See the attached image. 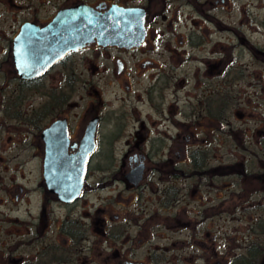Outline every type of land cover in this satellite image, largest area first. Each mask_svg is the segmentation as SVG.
<instances>
[{"label":"flooded vegetation","instance_id":"obj_1","mask_svg":"<svg viewBox=\"0 0 264 264\" xmlns=\"http://www.w3.org/2000/svg\"><path fill=\"white\" fill-rule=\"evenodd\" d=\"M233 2L234 0H0V145L4 143L5 135L8 134L11 136L7 141L12 143V135L17 132L19 122L32 127L34 132H37L33 134L35 143H31L37 149V158L42 160L43 179L46 147L42 139L43 131L49 129L55 122L63 121L68 139L67 155L73 156L80 148L89 123L97 120L96 149L90 154L81 193L72 202L60 201L43 181V189L36 194L39 207L38 212L34 214L32 210L35 201L34 189L26 190L23 186L12 183L10 186L3 185L0 181V208H6L5 212L0 211V264H94L95 257H100L103 264H144L142 261L131 259L129 244L130 242L132 245L140 244L143 236L145 237L144 218L147 206L140 204V201L146 189H151L152 184L155 186L146 176L150 174L151 180L159 183L158 188L154 189L158 208L170 215L178 212L182 200L180 195L189 187L182 185L180 189L177 183L179 180L182 182L194 180L198 190L206 181L211 182L216 178L201 173L179 175L177 172L179 163L173 160L172 153L166 155L163 150L167 146L165 140L170 141L173 150L177 146L178 134L168 135L172 130L178 132L179 129H184L193 136L195 127L202 133L212 128L214 132H221L227 124L224 102L226 72H221L223 62L212 61L210 57L203 55L195 57L190 50L205 53L204 40L206 43L209 42V34L212 33L210 27L213 26L218 33L223 25L221 20L225 16V7ZM81 6H85L88 11L95 10L102 14L114 7L143 10L146 30L144 40L138 47L132 48L103 47L93 42L77 51H69L61 59L46 67L43 72L20 69L21 64H37L34 54L31 59L29 58L28 43L32 41L30 36L35 35L37 29L48 27L60 12L66 11L72 15ZM179 21L185 23L182 25L185 34L180 33ZM22 36L25 38L22 39ZM165 37L168 38L167 44L164 45L166 49H163L162 55L157 58V51L162 47L160 43ZM172 43H175V49L170 48ZM185 46L189 51L184 49ZM110 51L128 56L115 57L108 53ZM87 52H92L91 58H88V55L83 56ZM103 52L108 54V57L104 58L105 64H96L100 59V53ZM147 53L155 54V59L146 57ZM165 54L171 65L161 61ZM131 62L133 64H130ZM195 62L206 65L207 72L212 69L210 64L220 66L218 69V75L222 73L220 82L217 88L210 87L206 84L210 78L203 73V69L195 71V80L198 82V87L194 90L195 95L188 104L180 107L177 98L178 65ZM27 73L30 75L24 77L23 75ZM200 74L203 75L199 76ZM143 77L149 84L142 86L139 92L132 93L131 80H140ZM110 78L115 79L117 84H121L125 89L128 109L121 106V111L112 108L103 112L101 109L103 105L98 104L94 111V94L96 96L99 94L95 87L102 82L107 84ZM80 84L85 89L89 85L92 102L89 110L77 113L66 107L77 94V86ZM34 95H38V99L43 101L38 108H33V101L30 102ZM139 107L145 108L156 117L149 120L140 119L142 116ZM179 107L181 112L179 117L183 118L181 122L178 117ZM130 112L132 114H129ZM134 115L139 118L132 119L138 126L134 127L136 135L143 133V136L140 145L132 148L139 151L128 157L127 172L114 173L109 183L103 184L102 187L98 184L94 188V153L98 149V134L101 127L106 123L109 126L116 125L120 129L127 128L130 124L129 117ZM39 122L41 126L38 125ZM215 123L218 126L214 125ZM59 131L61 129L50 133L49 141L64 145L60 141L61 134L60 136L57 134ZM154 131L157 133L155 137L149 135ZM161 133L165 134L166 139L161 137ZM192 136L188 135L185 140L189 143ZM194 143L196 142L193 141L192 144ZM196 149L204 150V147L193 145L192 150L186 151L188 164L192 160L189 153ZM140 164L144 166V173L142 180L134 186L128 182L126 176ZM150 165L154 171L152 173L148 172ZM91 178L92 183L89 182ZM113 181L120 182L125 188L108 189L107 186ZM104 190L115 194L107 199L109 204L105 209L97 210L94 214V195ZM124 193H127L128 197H125ZM88 195L93 199L89 210L87 204L78 210V205ZM132 197L135 201L138 199L135 210H131ZM24 198L30 199L26 221L13 218L11 216L13 210L8 208L9 205L17 207ZM185 209L182 208L183 213ZM59 211L63 212L59 215ZM175 218V215L172 216L165 224L168 222L178 224ZM207 218L202 217L201 221L205 219V222ZM184 219L189 218L186 216ZM191 221L195 224L193 220ZM19 223L25 226L23 231H19ZM135 227L139 229L138 237L131 235V228ZM206 235L209 238V234ZM190 237L194 239L195 235L191 234ZM202 238L205 239L203 235ZM197 240L195 241L197 245L205 246V241L202 243L201 239ZM181 243L189 246L188 242ZM103 244L108 247L103 248ZM24 245L25 253L20 250ZM158 254L160 255L159 252L151 255V258H157ZM197 257L205 258V252L202 251Z\"/></svg>","mask_w":264,"mask_h":264},{"label":"rangeland","instance_id":"obj_2","mask_svg":"<svg viewBox=\"0 0 264 264\" xmlns=\"http://www.w3.org/2000/svg\"><path fill=\"white\" fill-rule=\"evenodd\" d=\"M225 9V16L221 20L222 28H219L216 33L214 27L211 26L210 32L212 33L209 34V42L206 43L204 40L205 53L202 54L196 50L190 51L195 57L203 55L210 57L215 62L221 60L223 62L221 63L223 64L221 65L222 73L229 71L231 75L233 70L241 71L237 81L227 77L230 83H225L226 90L229 91V96L233 101L228 108L227 124L221 132H214L212 128L210 131L202 133L195 127L193 136L184 129H179L178 132L172 130L168 132V135L176 136L178 134L177 146L173 147L175 148L173 150L170 141L165 140V145L169 147L166 146L163 152L166 155L172 153L173 160L179 163L178 169L181 170L188 169L186 151L192 150L193 145H198L204 147V150L208 152V163L211 167L237 161L242 163L249 173L261 172L264 170V0H234L230 6L227 4ZM179 24L181 25L180 33L185 34L184 26H182L185 23L179 21ZM167 40V37L162 38L160 43L162 47L157 51V58L162 55L163 49H166L164 45L167 44ZM174 46L175 43H172L170 48L175 49ZM254 48L259 49L262 56L255 54ZM184 49L189 51L186 46ZM108 53L115 57L128 56V54H118L116 51ZM95 54L94 51V56ZM86 55L91 58L92 52H87L83 56ZM145 56L155 59V54L148 55L147 53ZM107 57L106 52L100 53V59L96 64H105L104 58ZM161 61L164 64H169L166 54L163 55ZM178 66L177 98L180 107L188 104L192 100V96L195 95L194 90L198 87L195 71L203 69V73L205 72L206 76L210 78L206 84L213 88L218 87L222 75V73L218 75L220 66L210 64L212 69L209 72H207L206 65L204 67L203 64L196 62ZM110 79L108 82L106 81L107 84L102 82L95 87L99 94L98 96L94 94V111L98 104L103 105L101 108L103 112L112 108L120 111L122 107L128 109L129 103L125 100L127 99L125 89L121 84H117L115 79ZM131 82L132 93L139 92L142 86L149 84L144 77L140 80H131ZM77 87V94L66 108L75 110L77 113L85 112L90 109L92 102L91 90L89 85L87 89L82 84ZM32 98L33 100L30 102L33 101V108H38L43 103L41 99H38V95H34ZM134 101L132 102L135 103ZM180 107L178 117L181 114ZM138 110L142 116L140 119L149 120L156 117L145 108L139 107ZM134 118L139 120L137 115L129 117L130 124L127 128L120 129L116 125L110 124L109 126L106 123L101 127L98 134V149L94 153V188L98 184L102 187L103 184L109 183L114 173L127 172L128 157L139 151L132 147L137 144L139 146L143 136V133L136 135L135 128L138 126L132 122ZM179 120L181 122L183 118L179 117ZM38 125L41 126L40 122ZM17 128V135L16 133L12 135V143L7 141L11 136L8 134L5 135L4 143L0 145V158H2L0 160V181L3 185L10 186L12 183V185L19 184L26 190L34 189L35 201L32 210L35 214L39 207L36 194L40 189H43L42 160L37 158V149L32 144L35 143L33 134L37 131L34 132L32 127L21 122L18 123ZM156 134V131L149 133L152 137H155ZM188 135L192 136L189 138V140L191 139L189 143L185 140ZM161 137L166 139L163 133H161ZM193 141L196 143L192 144ZM186 144L188 147H185ZM149 168V173L154 172L152 165ZM146 177L155 186L152 184L151 189L147 188L146 193L144 192L142 196V201H140V204L147 206L144 218L146 233H144L145 237L143 236V241L140 244L132 245L130 242L131 259L142 261L144 264H226L231 258L243 254L246 246L250 243L264 241L258 234L251 233V226L261 216H264V178L242 179L221 176L214 178L211 182L206 181L198 190H196L194 180H187V182L179 180L177 183L180 189L182 185L189 187L180 195L182 200L178 212L174 213L178 224L169 222L165 224V221L174 215L158 208L154 189L158 188L159 183L151 180L150 174ZM89 182L92 183L93 178L89 179ZM107 188L124 189L125 186L118 181H113ZM107 190L94 195V214L97 210L105 209L109 204L107 199L115 194ZM124 195L128 197L127 193ZM29 200V198H24V201L17 207L9 205L8 208L13 210L11 216L19 220H28L26 218L27 209H30ZM92 200L90 195L85 196L78 205V210H81L82 206L86 204L89 210ZM136 200L132 197L131 210L136 209L138 199ZM182 208H186L185 214L182 212ZM5 209L4 207L0 208V211L5 212ZM62 212L59 211V215ZM58 213L56 214L58 215ZM186 216L189 218L188 220L184 219ZM206 216L208 217L206 221L204 222L205 219L201 221L202 217L206 218ZM142 220L140 221L142 222ZM19 225V231H23L25 226L23 223H19ZM194 228H196L195 231ZM138 230L136 227L131 228V235L138 237ZM206 233L209 234V238ZM191 234L195 235L194 239L190 237ZM202 235L205 239L202 238ZM197 239H201L202 243L205 241V246L197 245L195 242ZM182 241L188 242L189 246L181 243ZM102 247L107 248L108 246L103 244ZM20 250L25 253L26 246L24 245ZM202 251L205 252V258L198 259L197 256ZM158 252L160 255H156L157 258H151V255ZM94 259V264H103L100 257Z\"/></svg>","mask_w":264,"mask_h":264},{"label":"water","instance_id":"obj_3","mask_svg":"<svg viewBox=\"0 0 264 264\" xmlns=\"http://www.w3.org/2000/svg\"><path fill=\"white\" fill-rule=\"evenodd\" d=\"M79 10L72 15L66 11L60 12L48 27L40 30L35 28L37 31L35 35L30 36L32 41L28 43V51L30 59L33 54L36 56L37 64H21L22 67L19 68L43 72L69 51H77L93 42L103 47L132 48L138 47L144 40L146 30L143 10L114 7L104 14L95 10L88 11L85 6L79 7ZM23 38L25 37L22 36ZM28 73L23 76L28 77ZM65 127L63 121L55 122L42 133L46 144L43 181L60 201L70 203L81 193L90 154L96 149L97 120L89 123L80 148L73 156L67 155L68 139ZM59 129L61 131L57 134H61L60 141L64 145L56 143L54 139L52 141L55 143L49 141V136ZM143 173L144 166L140 164L126 179L137 186Z\"/></svg>","mask_w":264,"mask_h":264},{"label":"trees","instance_id":"obj_4","mask_svg":"<svg viewBox=\"0 0 264 264\" xmlns=\"http://www.w3.org/2000/svg\"><path fill=\"white\" fill-rule=\"evenodd\" d=\"M254 53L261 55L259 49L254 48ZM262 56V55H261ZM232 74L228 71L226 73V83L228 79H239L241 71L236 72L235 70L231 71ZM227 77H229L227 79ZM234 81V80H233ZM230 83V80L229 82ZM218 94V91H216ZM225 113L227 119L228 108L232 104V100L229 96V91L225 90ZM192 157V160L186 166L188 169H179L177 172L179 175H187L193 173L208 174L209 176H223V177H232V178H250V179H261L264 178V170L259 172H247L245 166L240 162L225 163L220 164L214 167L209 166L208 152L203 149H196L189 153V158ZM251 233L258 234L259 237L264 239V216H261L255 224L251 226ZM226 264H264V241L261 242H252L245 248V252L241 255H237L229 260Z\"/></svg>","mask_w":264,"mask_h":264}]
</instances>
